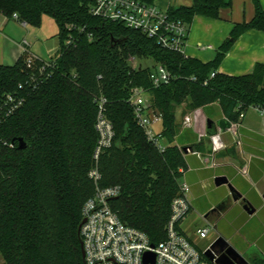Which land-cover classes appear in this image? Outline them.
Masks as SVG:
<instances>
[{"label":"trees","instance_id":"obj_1","mask_svg":"<svg viewBox=\"0 0 264 264\" xmlns=\"http://www.w3.org/2000/svg\"><path fill=\"white\" fill-rule=\"evenodd\" d=\"M255 3L254 18L236 23L215 57L204 62L163 48L120 21L93 15L92 0H0V12L17 14L32 26L45 14L53 16L60 37L58 51L47 59L53 63L48 77L33 91L20 87L31 72L28 58L0 65V106L9 93L25 98L0 123V139L8 143L0 150V254L6 264H84L80 225L83 206L96 192L89 172L101 97L107 99L115 136L101 153L99 184L121 187L110 204L124 223L145 231L154 244L166 238L172 202L180 193V169L187 168L185 147L175 142L177 108L185 104L188 112L219 103L228 121L251 107L264 110V64L242 75L218 72L240 35L264 31V8ZM229 5L194 0L168 13L188 24L197 15L219 18ZM117 39L125 41L114 44ZM147 58L153 63L142 62ZM44 60L35 59V71ZM159 65L171 78L156 86L151 74ZM134 87L145 89L149 107L162 116L164 150L148 140L136 119L129 101ZM189 147L203 149L204 142ZM239 264H264V256Z\"/></svg>","mask_w":264,"mask_h":264},{"label":"crops","instance_id":"obj_2","mask_svg":"<svg viewBox=\"0 0 264 264\" xmlns=\"http://www.w3.org/2000/svg\"><path fill=\"white\" fill-rule=\"evenodd\" d=\"M143 1L168 12L174 7L191 6L194 0ZM226 1L230 5L221 9L219 18L197 15L187 24L186 56L204 62L212 60L219 47L230 37L235 24L254 18L255 0ZM258 1L264 8V0ZM31 27L0 12V65H13L21 57L29 58L31 55L44 59L40 56L41 43L37 33ZM259 63L264 64V31L251 29L233 42L218 72L242 75L252 72ZM185 110L186 105L183 104L176 111L180 129L175 142L185 148L204 142V148L184 150L187 168L182 180L190 186L192 208L181 221L180 230L196 245L195 236L201 239L198 229L209 221L214 227L207 238L202 239L212 238L211 242L221 239L220 247L227 248L238 262L255 254L264 256V111L256 107L247 110L240 126L242 145L239 146L235 144L228 127L221 129L219 126L221 120H227L219 103L194 111ZM192 113L197 116V123L185 126L184 117ZM209 119L215 122L216 132H221L227 145L217 152L218 165L215 167L204 164L198 155V152L207 155L212 151ZM244 165L248 166V176L238 169ZM219 177L226 178L227 182L218 185ZM191 212L196 217L186 222Z\"/></svg>","mask_w":264,"mask_h":264},{"label":"built area","instance_id":"obj_3","mask_svg":"<svg viewBox=\"0 0 264 264\" xmlns=\"http://www.w3.org/2000/svg\"><path fill=\"white\" fill-rule=\"evenodd\" d=\"M91 13L106 20L120 21L129 27L142 31L150 38L155 39L163 48L184 53L188 40L187 23L181 19L170 17L168 12L162 11L155 5L143 0H92ZM18 19L17 14L13 15ZM31 55L27 59V65L31 72L25 85L21 88L35 90L43 80L48 77V68L53 66L49 60H44L39 69L35 71V59ZM134 66H137V62ZM216 72H212L214 76ZM154 85L168 82L170 72L159 65L151 74ZM25 98L17 94L6 95L0 106V123L5 116L13 114L24 103ZM130 104L134 107L135 116L140 126L145 130L148 140L152 141L159 149L164 150L165 142L161 132L152 129L153 124L162 121V116L149 107L145 89L134 87L131 90ZM106 97L99 99V113L96 121L98 141L94 150V166L90 169L89 176L94 180L96 192L83 206V223L80 229L84 246V264H145V254L149 251L155 253V264H218L222 257L227 258L233 264H239L237 259L227 248H214L216 241L210 242L204 251H200L195 244L180 230L181 221L188 215L192 208L189 196L190 186L185 180L180 181V193L172 202L171 216L166 226V238L158 244L152 243L149 235L136 227L124 223L116 211L113 210L110 200L120 194L121 187L112 185L102 187L99 184L101 174L98 162L101 153L109 148L115 136L111 120L106 115ZM264 111V110H263ZM246 110L240 112L239 119L229 121L228 130L232 132L236 145H242L240 126L246 116ZM197 116L188 114L184 117L185 126H195ZM213 147L207 155L198 152L204 164L215 167L218 165L216 154L227 145L223 142L221 132L211 135ZM7 145L6 141L0 139ZM11 145V144H10ZM187 147V151H191ZM239 171L248 176L247 165L239 166ZM182 173L185 169H180ZM214 224L207 221V225L199 228L201 238H207ZM211 250L214 259L211 260L205 254Z\"/></svg>","mask_w":264,"mask_h":264},{"label":"rangeland","instance_id":"obj_4","mask_svg":"<svg viewBox=\"0 0 264 264\" xmlns=\"http://www.w3.org/2000/svg\"><path fill=\"white\" fill-rule=\"evenodd\" d=\"M31 30L37 33V37L39 38L40 44V56L44 59H49L48 55L53 54L58 47L60 46V37H59V27L55 20V18L51 15L45 14L42 17V22L39 26H32ZM139 62V59L135 60V63ZM146 64H152L153 60L150 58L145 59L142 61ZM199 115L198 112H196ZM198 120V119H197ZM152 129L155 132H161L163 129L162 121L153 124ZM196 214L191 212L188 216L186 222H190L192 218L196 217ZM187 223L186 225H188ZM196 247L202 252L207 247V245L212 241V238L209 239H200L195 236ZM0 264H6L3 260L2 255L0 254Z\"/></svg>","mask_w":264,"mask_h":264},{"label":"water","instance_id":"obj_5","mask_svg":"<svg viewBox=\"0 0 264 264\" xmlns=\"http://www.w3.org/2000/svg\"><path fill=\"white\" fill-rule=\"evenodd\" d=\"M124 41H125V40H123V39H117V40L114 41V44L123 43ZM215 125H216V124H215V122H214L212 119H209V120H208L209 133H210L211 135H213V134L216 133V130H215V127H216V126H215ZM219 126H220L221 129H224V128L230 126V122H229L228 120H221V121L219 122ZM18 141H19V146H18L19 148L23 149V148L26 147V142L24 141L23 138H20ZM186 149H187V148H184V150H186ZM226 182H227V179L224 178V177H219V178L217 179V184H218V185H220V184H222V183H226ZM82 223H83V222H82ZM82 223H81V225H80V229H81ZM220 243H221V239H219L218 241H216V242L214 243L213 247H214V248H218V247H220ZM82 252H83V257H84V256H85V252H84L83 242H82ZM205 254H206L207 257H209L211 260L214 259V256H213L211 250L206 251ZM155 257H156V256H155V253H154V252H151V251L147 252V253L145 254V259H144L145 264H155ZM245 262H248V260H245ZM218 264H233V262L229 261V260H228L227 258H225V257H222V258H220V259L218 260Z\"/></svg>","mask_w":264,"mask_h":264}]
</instances>
